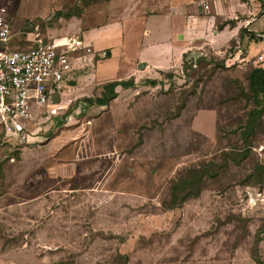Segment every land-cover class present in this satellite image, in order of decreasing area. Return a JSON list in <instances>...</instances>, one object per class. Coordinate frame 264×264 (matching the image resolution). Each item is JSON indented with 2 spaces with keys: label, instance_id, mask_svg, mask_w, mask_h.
Instances as JSON below:
<instances>
[{
  "label": "rangeland",
  "instance_id": "374dc122",
  "mask_svg": "<svg viewBox=\"0 0 264 264\" xmlns=\"http://www.w3.org/2000/svg\"><path fill=\"white\" fill-rule=\"evenodd\" d=\"M244 1L258 4L245 18L264 15V0ZM5 3L10 50L28 47V33L67 36L53 27L54 14L27 22L45 0ZM241 17L232 13L229 25ZM237 36L220 52L203 47L184 57L183 69L157 76L159 85L127 89L102 109L66 97L63 114L30 125L39 131L24 141L6 136L0 116V264H120L123 256L126 264H262L264 121L243 134L263 95L242 97L256 66L247 52L254 38ZM128 66L113 50L95 69L77 63L72 84L92 102L97 81L117 71L121 78ZM209 165L214 175L197 198L166 207L172 182Z\"/></svg>",
  "mask_w": 264,
  "mask_h": 264
},
{
  "label": "crops",
  "instance_id": "0c3cea01",
  "mask_svg": "<svg viewBox=\"0 0 264 264\" xmlns=\"http://www.w3.org/2000/svg\"><path fill=\"white\" fill-rule=\"evenodd\" d=\"M195 1L45 0L43 7L35 15L26 19L27 22L43 21L50 14H68L69 17L66 19L56 18L53 27L62 28L61 33L67 35L65 38L71 36L80 38L84 45L89 47V54L92 51L101 54V58L95 56L86 58L87 54H81L78 59L71 60L73 71L60 84L61 91L58 97L55 96L54 105L57 108V116L62 115L63 112L60 111L66 109L65 104L70 103V100H65L66 97L75 100L78 97H85L83 102L87 103L90 110L93 109L92 105L96 106L89 103L87 89H80L79 85L72 84L74 67L80 63V67L93 65L95 69L103 59L110 58V52L113 50L117 51L121 60L128 61L129 66L120 78L117 77V72L121 69L118 63L115 68L118 70L116 75L97 81L100 86L107 82L131 79L134 87H138L143 85L145 80H156L159 74L175 72L179 69L184 57L194 54L203 47L214 52L222 51L230 40L235 39L239 30L254 38V41L248 45V57L249 55L256 57L259 54L264 56V15L254 19H247L244 16L256 10L258 6L256 2L247 4L244 0H207V9L204 10L197 7ZM41 10L45 12L42 13ZM232 13L242 17L241 21L238 20L230 26L228 21L232 19ZM26 36L25 43L36 37L45 41L38 33H28ZM51 41L58 40L51 39L45 42ZM95 47L96 49H93ZM248 57L246 59H249ZM253 63L257 66L255 60ZM88 82H91L90 79L86 80V83ZM139 88L145 91L146 87ZM126 90L116 87L114 100H118ZM60 104L63 105L61 110L58 109ZM96 108L104 107L96 106ZM109 152L112 154L111 150ZM101 154L104 155V152ZM258 248L261 255L260 262L264 264V234Z\"/></svg>",
  "mask_w": 264,
  "mask_h": 264
},
{
  "label": "built area",
  "instance_id": "2783aa9c",
  "mask_svg": "<svg viewBox=\"0 0 264 264\" xmlns=\"http://www.w3.org/2000/svg\"><path fill=\"white\" fill-rule=\"evenodd\" d=\"M197 7L207 9V0H196ZM7 4L0 0V116L6 136L19 140L35 137L39 128L28 130L35 122L58 115L52 100L60 94V84L72 73L71 60L90 49L78 37L45 42L39 38L28 41L24 49L10 50ZM264 66V56L255 57ZM13 128L8 129L6 125Z\"/></svg>",
  "mask_w": 264,
  "mask_h": 264
},
{
  "label": "trees",
  "instance_id": "16d2710c",
  "mask_svg": "<svg viewBox=\"0 0 264 264\" xmlns=\"http://www.w3.org/2000/svg\"><path fill=\"white\" fill-rule=\"evenodd\" d=\"M56 18H68V14H54ZM37 21V20H34ZM185 63H181V68L183 69ZM220 68H223V63L219 64ZM145 86L155 87L159 85V82L153 80H145L143 82ZM116 87H120L122 89H129L134 87L133 81L128 79L126 81L119 82H107L101 85V91L99 97L95 98L92 102L89 101L90 104H94L98 107H107L108 104L115 99L116 94L114 89ZM258 95H263L262 101L256 100V104L254 105V109L248 112L247 114V124L245 127L247 130L243 134L244 136H249L252 132V123L256 120L264 121V66H257L251 68L246 75V93L242 94V97H245L248 100H252L256 98ZM260 106V109L257 107ZM56 123L61 124V121H57ZM56 124V125H58ZM210 165L202 166L198 169L189 168L187 169L181 177L172 182L168 188V196L169 202L166 207L175 208L178 205L182 204L188 199L197 198L204 184V180L206 178H210L214 175V173L210 174ZM127 259L125 256L122 257V262L120 264H126ZM259 264V262H257Z\"/></svg>",
  "mask_w": 264,
  "mask_h": 264
},
{
  "label": "water",
  "instance_id": "95a60500",
  "mask_svg": "<svg viewBox=\"0 0 264 264\" xmlns=\"http://www.w3.org/2000/svg\"><path fill=\"white\" fill-rule=\"evenodd\" d=\"M52 100L55 102V101H56V97L54 96V97L52 98Z\"/></svg>",
  "mask_w": 264,
  "mask_h": 264
}]
</instances>
